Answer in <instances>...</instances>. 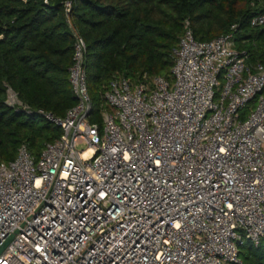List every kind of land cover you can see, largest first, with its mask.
<instances>
[{
  "label": "built area",
  "instance_id": "built-area-1",
  "mask_svg": "<svg viewBox=\"0 0 264 264\" xmlns=\"http://www.w3.org/2000/svg\"><path fill=\"white\" fill-rule=\"evenodd\" d=\"M74 38L61 136L0 161V264H241L264 240V63L186 22L172 79L113 77L98 124Z\"/></svg>",
  "mask_w": 264,
  "mask_h": 264
},
{
  "label": "trees",
  "instance_id": "trees-1",
  "mask_svg": "<svg viewBox=\"0 0 264 264\" xmlns=\"http://www.w3.org/2000/svg\"><path fill=\"white\" fill-rule=\"evenodd\" d=\"M263 14L264 0H0V161L13 160L22 143L37 158L61 136L46 115L64 118L76 104L68 82L74 32L86 44L93 116L115 76L172 79L186 22L197 41L232 33L248 64L264 63V25H250ZM8 89L29 112L8 105ZM239 256L241 264H264V240L244 241Z\"/></svg>",
  "mask_w": 264,
  "mask_h": 264
},
{
  "label": "rangeland",
  "instance_id": "rangeland-1",
  "mask_svg": "<svg viewBox=\"0 0 264 264\" xmlns=\"http://www.w3.org/2000/svg\"><path fill=\"white\" fill-rule=\"evenodd\" d=\"M9 104L13 106V108H16V109H21V110H25L27 109L26 107H24L19 101L18 99L16 98V96L13 94L10 96L9 98ZM101 108V106H100ZM100 108L96 109V112L95 114H93V116L89 119V121L91 122H94V123H99L98 120H100ZM86 147V145H78V149L79 150H82Z\"/></svg>",
  "mask_w": 264,
  "mask_h": 264
}]
</instances>
